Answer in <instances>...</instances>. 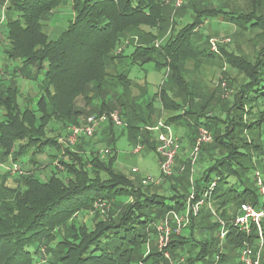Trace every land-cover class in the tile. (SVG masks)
Wrapping results in <instances>:
<instances>
[{
    "label": "trees",
    "instance_id": "obj_1",
    "mask_svg": "<svg viewBox=\"0 0 264 264\" xmlns=\"http://www.w3.org/2000/svg\"><path fill=\"white\" fill-rule=\"evenodd\" d=\"M61 1L8 0L5 10L3 7V51L15 65L9 72L8 83L4 80L0 83V163L10 157L13 161L35 164V155L54 150L48 157L59 175L50 171L49 178L42 180L35 172L19 173L13 178L14 188L3 184L9 172L0 175V192L8 193V199L0 197V264L166 263L157 248L142 250L146 242L152 241L160 220L168 214L184 212L193 187V199L202 202L201 206L212 202L224 218L228 230L227 252L209 250L208 244L218 243L215 236L212 241L196 239L195 234L204 235L220 228L219 223L211 222L210 214L203 217L199 208L200 216L189 218L188 234L171 232L167 247L171 263L228 264L233 258L238 259L244 240L257 248V232L253 229L246 235L232 225V220L240 204H259L253 174L258 171L264 176V5L261 0H254L253 8L247 12L235 16L236 12H231L228 19L241 27L250 23L251 27L263 30L255 35L258 37L253 50L257 54L252 60L224 48L220 54L208 52L212 58L220 59L223 55L240 75L239 81L230 82L233 91L229 97L213 94L212 111L218 114L210 116L205 113L208 102L197 95L189 98L191 92L184 84L187 62L198 64L199 58L208 56L205 48L190 40L189 34L197 30L201 15L218 17L230 13L219 8L194 10L197 21L166 38L163 27L167 29L168 24L173 27L170 17L173 9L163 0H70L74 19L57 38L51 39L42 29L45 13ZM206 1L211 0H188L180 8ZM121 46H129L130 53L123 54ZM127 61L140 67L153 63L158 70L169 67L173 83L168 88L162 85L151 95L146 91L133 95L136 82L133 83L129 69L124 66ZM19 76L38 87L33 105L19 102L22 93L14 84ZM183 89L188 91L184 98L187 108L181 107L184 102L174 101L171 96L176 92L183 94ZM155 101L161 109L175 111L165 123L192 126L195 134L200 127L211 133V141L202 144L198 152L202 171L191 185L187 176L169 178L172 191L169 196L156 186L133 184L114 169L115 140L110 135L112 130L120 128L106 126L112 132L108 135L113 148L106 156L91 147L88 153L80 149V144L88 143L91 137H81L74 149L59 142L64 130L71 133L70 128L79 125L84 117L117 111L124 121H131L130 125L126 124L129 142L138 143V131L151 134L146 127L157 122L147 116ZM138 106H142L140 121ZM96 133L95 130L93 135ZM103 141L104 136L92 144ZM141 142L147 140L141 138ZM202 151L211 153L209 164L201 160ZM218 153L222 154L218 157ZM184 171L189 173L188 166ZM245 173H248L247 181L240 179ZM100 202L110 204L112 211L88 228L83 217L92 210L95 212ZM197 220L210 225L197 226ZM191 252L197 253L195 259H191ZM207 252L212 253L211 259L205 258ZM260 260L264 264V250ZM234 264H240L239 260Z\"/></svg>",
    "mask_w": 264,
    "mask_h": 264
},
{
    "label": "rangeland",
    "instance_id": "obj_2",
    "mask_svg": "<svg viewBox=\"0 0 264 264\" xmlns=\"http://www.w3.org/2000/svg\"><path fill=\"white\" fill-rule=\"evenodd\" d=\"M185 0L184 3H186ZM197 1V0H196ZM254 0H211L206 2H199V3H189L188 6H184L183 8H174L170 4H167L164 0L163 3L170 5L172 7V13H171V21L174 22L173 27L168 24L167 29L163 27L164 37L169 38L171 34L177 33L180 31L184 25L191 24L195 21H197V14L194 10H201L203 8H219L223 11H227L225 15H220L218 17L212 16L208 17L206 15H201L200 18H198V23L200 24L197 26V30L193 29V33L189 34V38L192 42H196V45L200 48H205L207 53L211 51V47H216V51L220 54V49L224 48L228 52H232L238 56H243L246 58H250L251 60L256 56L257 50H253V44L256 43V37L255 35L257 33H261L263 30L261 28L257 27H251L250 23L245 25L244 27H241L237 22L233 20H228L231 16V12L234 16L238 13L247 12L249 8L252 6V2ZM208 2V3H207ZM183 3V4H184ZM261 3L264 5V0H261ZM8 4V0H2L0 1V83L3 81L5 84L8 83L7 80H10L9 72L11 73V69L14 67L15 62L7 60L5 54H4V47L5 43L2 41L3 34H4V24H5V17L3 13V7L5 10L6 5ZM72 1L70 0H63L59 4V6L51 9L50 11L45 13V18L43 23L45 25L42 27L43 32H45L51 39L57 38L59 33L67 27L70 21L74 19L73 15V9H72ZM253 7H251L252 9ZM197 12V11H196ZM172 24V23H171ZM3 31V32H2ZM164 39V38H159ZM208 40V41H207ZM133 42L137 40H132ZM125 46V45H124ZM121 46V48H124L123 54L127 55L130 53L131 48ZM212 52V51H211ZM218 57L212 58L210 56V53H208V56L205 55V57H202L198 59V64H194L192 61H188L185 65L186 69V75L183 77L185 79L184 84L191 92V95H197L198 98H203L204 101L208 102L205 105V113L207 115H211L217 113V111H212L215 109L214 103L215 101L212 99V96L214 93H220L221 97H229L231 92L233 91L230 87L231 81H239L240 75L236 72V68H232L230 64L224 60L223 55ZM239 60V59H238ZM253 64V62H251ZM129 61H127L124 66L129 69L130 72V78L134 79L136 82L135 87L132 90L133 95H140V87L143 82H141L143 79H146L147 82L150 85H155L154 90L158 91L162 85H164L165 88H168L170 86V83H173V79L171 75L169 76V67H164V69L158 70L154 68L153 63H146L143 64L141 67L138 66V63L131 64L129 66ZM14 78V77H13ZM140 79H142L140 81ZM139 80V82H138ZM139 83V85H138ZM2 84V83H1ZM14 84L18 85L20 88V91L22 93V96L19 98L20 104H24L26 102L29 103V105H33L34 97L36 96L38 92V87L36 84L29 82V80L25 79L22 76H19L16 81H14ZM183 94H177V92L172 94V99L174 101H178L179 103L184 102L185 99L188 96V91L185 89L182 90ZM150 92H153L150 90ZM152 94V93H151ZM150 94V95H151ZM217 96V95H216ZM203 101V102H204ZM189 102H192L191 99H189ZM27 103V104H28ZM80 104V102H78ZM181 107L187 108V103H181ZM142 106H138V121H140L142 117ZM180 109L183 111V108ZM145 111V110H143ZM152 116H149L150 113H148L147 116H149L150 121H155L156 123L153 126L146 127V130H149L151 134H141L140 131H138V137L140 138V141L135 144H131L128 140L129 133L127 132V125L131 124L130 120H125L126 124L123 128H120L119 131L112 130V132H109V129H106V126L109 124L101 125L96 130L97 133L91 137V140L88 143H83V145L80 144V149L83 148L86 149L87 153L89 152V148H93L94 150H99L100 153L104 156H106L113 150L111 138L110 136L114 137V148H115V170H117L122 175L126 176L128 180H131L133 184L136 185H147L150 186L149 188H152L153 186H156L158 189H163V192L169 196L172 194V191L169 189L170 183L168 182L172 176H187L189 179L190 185L194 183L193 178L196 177L198 173L202 171V168L200 167V161L198 162V155L195 157L193 154L194 145L196 140L199 141L201 139V135L199 131L195 134L194 127L187 126V125H171V131H172V141L174 143H177L179 145L178 149L176 150V154L174 156V161L172 166H170L168 172L161 171L160 164L163 163L165 156L163 153L159 152L158 150L161 149L162 142L158 139V132L156 130V127L161 123L162 121H165L166 118H168L169 114L174 113L175 111H165L164 109H161V105L158 101H155L154 106L152 108ZM113 112V111H110ZM116 114H119L117 111ZM155 112V114H154ZM1 114V113H0ZM159 114V115H158ZM218 114V113H217ZM120 115V114H119ZM85 118V117H84ZM84 118L80 120L81 125L84 122ZM114 118V117H113ZM113 118L111 120L113 121ZM111 125V124H110ZM141 125V124H139ZM124 133H122V132ZM121 132V133H120ZM64 137L65 140L63 142L68 145L72 146L71 149H74L76 147L77 143L81 140L80 138L74 142L71 143L69 141V133L64 130ZM109 135L112 133V135ZM141 134V135H140ZM168 134L167 132H164L163 135ZM211 134V133H210ZM104 136L103 143H96L95 145L92 144L95 140H100ZM141 138L143 141L147 140V143L141 142ZM194 139V140H193ZM211 141V138H210ZM209 141V142H210ZM207 142V143H209ZM70 143V145H69ZM153 143H155V148ZM110 144V145H109ZM206 144V143H205ZM167 147V150H173L175 147L171 146V144H164ZM163 145V146H164ZM89 146V147H88ZM152 146V148L150 147ZM211 147L210 145L208 148ZM169 148V149H168ZM54 151V150H53ZM48 151V154L53 152ZM200 152V150H199ZM210 152H213L210 150ZM47 152L43 154L35 155L36 157V163H30V162H19L13 161L8 158L7 162H3V165H6L5 167L11 165L12 163L17 164L19 166V171L12 173L11 171H8L7 169H4L2 165H0V175L4 173V171L9 172V175L7 176L4 186L8 188H14L15 182L13 180L14 176L19 173L23 174H32L33 172L38 173L39 176L42 178V180H45V178H49L48 174L50 171H52L53 174L59 175V173L54 169L53 165H50L51 159L48 157ZM209 153L208 151H205L200 154V158L203 162L209 164ZM222 153H218L217 156L219 157ZM117 158V159H116ZM198 162V163H197ZM36 167L34 168V166ZM47 165V167L45 166ZM188 166V174L185 173V168ZM249 166V165H248ZM53 167V168H52ZM250 169V167H249ZM62 171V167H58V171ZM248 173L242 174L240 179L247 181ZM255 174V172H254ZM253 174V177H254ZM259 174L262 177V180L264 182V176L259 172ZM234 180V179H232ZM1 182V178H0ZM239 180L236 182L238 183ZM237 185V184H236ZM1 186V184H0ZM239 188L241 187V184L238 183ZM194 191L195 187L190 189V192L188 194V197L186 199V206L187 211L186 213H183V215H188L189 217L195 216L199 217V209L196 210L197 201L194 199ZM0 197L8 199V193L5 190H2L0 192ZM200 202V201H198ZM195 206V208H193ZM204 206V205H203ZM199 206L201 208V213L203 214V217L206 216V214H210V220L211 222H217L225 221L223 217L220 216L219 212H216L214 205L212 202L207 203L206 206ZM193 209V211H192ZM186 210V209H185ZM184 210V211H185ZM94 211L96 212H88L83 217L84 224L91 228L92 223H95V221L100 218L103 219L107 216V214L112 211L110 204H104L100 202V204H97ZM194 212V213H193ZM179 214V213H177ZM238 212L235 214L234 217ZM233 215V214H232ZM191 216V217H192ZM233 217V218H234ZM163 221H166L169 225L170 223V230L174 231L175 234H188V228L187 221L184 225L178 226L173 221V214H168L165 216V218L162 219ZM160 220V222L162 221ZM159 223V222H158ZM173 224V228H172ZM209 222L197 220L196 225H208ZM210 225V224H209ZM176 227L179 228V232L176 230ZM197 228H195L196 230ZM221 228L215 230V231H207L204 235H198L195 234L197 237V240L200 241H206L207 239L211 238L210 241H212L213 237L215 236L216 242L212 244H208L209 250H215V249H221L223 252L226 251L225 246V240L226 237L220 235ZM160 233L156 232L153 236L152 241L148 244L146 242V246L144 245V248L142 252L150 251V248L154 250L155 248H158L159 245V237ZM158 242V243H157ZM240 250V249H239ZM238 250V253H239ZM264 250V241L262 244V248L260 251V258L262 255V252ZM184 252H190L189 250H185ZM197 253L191 252V259L196 258ZM213 257L211 252H207L205 255L206 259H211ZM166 263L160 262L159 264H169L170 260L166 259ZM238 259L233 258L232 261H230L228 264H234L237 263ZM182 263V262H179ZM41 264H44L41 262ZM178 264V263H177ZM196 264H202V261L196 262ZM227 264V263H226Z\"/></svg>",
    "mask_w": 264,
    "mask_h": 264
},
{
    "label": "built area",
    "instance_id": "obj_3",
    "mask_svg": "<svg viewBox=\"0 0 264 264\" xmlns=\"http://www.w3.org/2000/svg\"><path fill=\"white\" fill-rule=\"evenodd\" d=\"M167 4H170L174 8H179L183 5L185 0H164ZM211 51L214 53H218L216 51V47H211ZM114 117V118H113ZM113 118V121L111 120ZM105 124H111L112 126L116 128H123L125 126V121L122 119V117L119 114H116V112H103L99 115H88L84 118V122L81 125L72 126L70 128L69 133V141L71 143L76 142L79 138H90L93 136V133L95 130L98 129L99 126L105 125ZM156 130L158 132V139L160 141H163L162 144H171V146L175 147L173 150H167V147L162 145L161 149L158 150L160 153L162 152L165 156L164 161L161 166V171L168 172L170 166H172L174 161V156L176 154V150L178 149L179 145L177 143H174L172 141V131H171V125L165 123L162 121L159 123V125L156 127ZM198 131L201 135V139L199 141L196 140L195 147L193 150V154L196 157L198 155L199 149L202 144H205L210 141L211 134L210 132L204 128L200 127L198 128ZM164 132H167L168 134L163 135ZM171 132V133H170ZM63 140L65 138H60L59 142L66 145ZM77 143V142H76ZM70 145V143H69ZM68 146V145H67ZM11 159V158H10ZM4 169H7L8 171H11L12 173L19 171V166L17 164L12 163L11 165L5 167L6 165H3ZM253 179L256 182V186L258 188L259 193V204L253 205L251 203L244 202L240 204L238 214L236 217L232 220V225L236 227L239 231L244 232L246 235L250 234L252 230L254 229L257 232L258 236V245L257 248H253L247 240H244L242 245L240 246V250L238 253V260L240 264H261L260 260V251L263 244V224H264V182L262 180L261 175L258 171L255 172ZM193 199V198H192ZM202 204V202H197L196 210L199 209V206ZM195 208V206L193 207ZM193 211V209H192ZM187 208L184 212L177 214V212L172 213L173 214V221L178 225H184L185 222L189 221L188 215H183V213H186ZM194 213V212H193ZM190 218V217H189ZM169 225L166 221H161L156 225V232L160 233L159 239V245L157 250L162 254V256L165 259L170 258V254L167 251V247L170 241V234L172 232V229L170 230ZM174 224V223H173ZM221 231L220 235L225 236L227 235V227L225 221L219 222ZM171 227V226H170ZM176 230L179 232V228L176 227ZM157 242V243H158ZM169 264H173L170 263Z\"/></svg>",
    "mask_w": 264,
    "mask_h": 264
},
{
    "label": "crops",
    "instance_id": "obj_4",
    "mask_svg": "<svg viewBox=\"0 0 264 264\" xmlns=\"http://www.w3.org/2000/svg\"><path fill=\"white\" fill-rule=\"evenodd\" d=\"M142 79H140V81H141ZM138 82H139V80H138ZM141 82H143L141 85H139V83H138V85L140 86V87H138V88H140V92L141 93H145V91L148 93V94H151V92H150V90H152L153 92H155V90H154V87H155V85H150L148 82H147V80L146 79H143ZM133 83H135V81L133 82ZM152 92V93H153ZM151 110V109H150ZM150 110H148V113H150L149 114V116H152V111H150ZM174 124H172V126H173ZM103 138V137H102Z\"/></svg>",
    "mask_w": 264,
    "mask_h": 264
}]
</instances>
